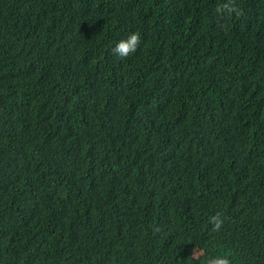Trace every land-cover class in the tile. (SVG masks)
<instances>
[{"label": "trees", "instance_id": "16d2710c", "mask_svg": "<svg viewBox=\"0 0 264 264\" xmlns=\"http://www.w3.org/2000/svg\"><path fill=\"white\" fill-rule=\"evenodd\" d=\"M228 2L0 0V264H264V0Z\"/></svg>", "mask_w": 264, "mask_h": 264}, {"label": "clouds", "instance_id": "9594fccd", "mask_svg": "<svg viewBox=\"0 0 264 264\" xmlns=\"http://www.w3.org/2000/svg\"><path fill=\"white\" fill-rule=\"evenodd\" d=\"M215 12L218 15H222L225 12L230 16L232 14H240L239 8L232 2V0H229L228 3H224L221 6H218L215 9ZM142 43L141 34L139 32H134L130 34L126 39H121L115 47L112 49V52L114 55H117L121 59H125L129 57L130 55L137 52L140 44ZM246 167L247 162L243 163ZM242 173L244 169H239ZM250 172H252L251 169H248ZM224 219H222V214L220 212H217L215 215H212L209 217V224L212 225L213 231H220L221 228L224 225ZM203 255V251H194L192 256L194 259H199L200 256ZM206 264H232L231 258L228 255H221L216 256L214 258H208L206 261Z\"/></svg>", "mask_w": 264, "mask_h": 264}]
</instances>
